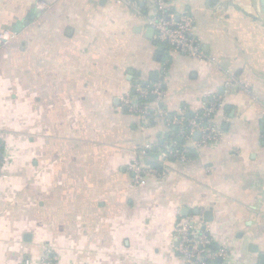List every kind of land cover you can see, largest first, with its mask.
<instances>
[{
    "label": "crops",
    "instance_id": "0c3cea01",
    "mask_svg": "<svg viewBox=\"0 0 264 264\" xmlns=\"http://www.w3.org/2000/svg\"><path fill=\"white\" fill-rule=\"evenodd\" d=\"M45 2L38 9L36 3ZM140 12L112 0H0V264H181L173 226L201 208L226 264H264V11L260 0H173L192 18L205 58L171 54ZM170 57L166 61V57ZM235 78L237 84L225 82ZM163 82L144 124L121 97ZM206 100L217 144L196 147L168 121ZM199 133L192 135L197 141ZM189 148L164 178L132 186L128 165L149 145ZM188 210V214H186ZM198 214V213H197Z\"/></svg>",
    "mask_w": 264,
    "mask_h": 264
},
{
    "label": "built area",
    "instance_id": "2783aa9c",
    "mask_svg": "<svg viewBox=\"0 0 264 264\" xmlns=\"http://www.w3.org/2000/svg\"><path fill=\"white\" fill-rule=\"evenodd\" d=\"M117 4L140 12V0H112ZM144 1L146 12L144 13L147 25L153 30L154 39L165 47L168 55L182 54L196 59H204L205 55L197 37L191 16L186 12H174L170 3L173 0H142ZM45 2L36 3L38 9L45 7ZM18 38V31L11 28H3L0 31V48L11 45ZM170 57H166L168 62ZM237 84L235 78L231 77L225 82L227 87ZM164 97L163 82L158 81L152 85H136L134 91L126 93L121 97L124 107L137 111L144 124H148L153 115L161 114L158 109L150 113L148 100L152 98L156 102H161ZM221 106L219 100H206L201 109L192 114H186V107H179L177 113L168 121L169 125L177 127L175 134L181 140L192 141L196 147L217 144L221 141V132L216 128L214 114ZM199 133L197 141L192 139L194 133ZM149 145L138 146L133 152V156L128 165L132 173V186L140 185L144 182L146 174H152L156 178H164L167 170L164 169L167 161L178 160L184 162L188 160L190 150L187 146L181 147L172 142L163 144L160 151V167H153L146 164L148 159L147 149ZM2 163V144L0 141V164ZM209 227L204 219V210L199 209L198 214L179 218L173 226V236L176 243L175 250L177 259L181 264H226L230 255V247L225 244L216 245L209 235ZM220 261H217V260ZM22 264H31L26 258ZM37 264H55L50 251L46 250L40 256Z\"/></svg>",
    "mask_w": 264,
    "mask_h": 264
},
{
    "label": "water",
    "instance_id": "95a60500",
    "mask_svg": "<svg viewBox=\"0 0 264 264\" xmlns=\"http://www.w3.org/2000/svg\"><path fill=\"white\" fill-rule=\"evenodd\" d=\"M260 4H261V8L264 11V0H260ZM196 135H198V132H196ZM194 213L197 214L198 210H194ZM187 214H188V210H186V214L185 215H187ZM212 218H213L212 212L210 210L206 211L205 214H204V219L207 220V221H211ZM217 261H220V260L218 259ZM210 264H213V262H210Z\"/></svg>",
    "mask_w": 264,
    "mask_h": 264
},
{
    "label": "trees",
    "instance_id": "16d2710c",
    "mask_svg": "<svg viewBox=\"0 0 264 264\" xmlns=\"http://www.w3.org/2000/svg\"><path fill=\"white\" fill-rule=\"evenodd\" d=\"M149 100V99H148ZM185 115H186V113H185ZM176 132V131H175ZM182 142H180V143H177V145H179L180 147L182 146Z\"/></svg>",
    "mask_w": 264,
    "mask_h": 264
}]
</instances>
